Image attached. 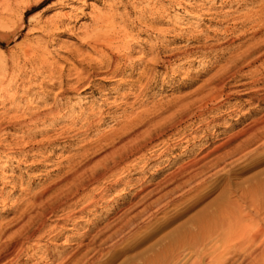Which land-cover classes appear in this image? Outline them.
<instances>
[{"label":"rangeland","instance_id":"obj_1","mask_svg":"<svg viewBox=\"0 0 264 264\" xmlns=\"http://www.w3.org/2000/svg\"><path fill=\"white\" fill-rule=\"evenodd\" d=\"M262 4L0 0V246L39 230L14 264H262ZM221 213L259 239L210 261Z\"/></svg>","mask_w":264,"mask_h":264},{"label":"bare ground","instance_id":"obj_2","mask_svg":"<svg viewBox=\"0 0 264 264\" xmlns=\"http://www.w3.org/2000/svg\"><path fill=\"white\" fill-rule=\"evenodd\" d=\"M262 5L259 7V11H257V12H254V13H251L250 15H248L247 14V16H244L243 18L245 19V21H247L248 23H249V25H252L253 27H259L260 25H262L263 27H264V0H262ZM262 28V27H261ZM99 35V34H98ZM102 37V36H101ZM93 38V37H92ZM94 40V39H93ZM97 41V40H96ZM96 41H92L93 43H95L94 45H93V48L94 49H97L98 48V46L99 47H101L102 46V44H103V42H101V43H96ZM109 41V40H108ZM107 40L105 41V42H108ZM98 42H99V40H98ZM109 43H110V46H113V45H111V43L112 42H110L109 41ZM108 43V44H109ZM107 44V43H106ZM109 45H107V47H105V45H104V47L105 48H107V49H109V47H108ZM260 48L262 49V54H261V56L260 57H262V56H264V42L262 43V44H260ZM256 49V48H255ZM254 49V50H255ZM109 50H111V49H109ZM251 51V50H250ZM250 51H246V53L248 52V53H250ZM113 54V53H112ZM250 55V54H249ZM256 59V58H255ZM115 61H116V56L113 54L112 56H110L109 58H108V60L106 59L105 61H103L102 60V62H100V64H102V65H107L108 67L110 66V64L111 65H114V63H115ZM252 63H255L254 61L253 62H250L249 64H252ZM235 66L232 68V71H234L235 72V74H237L239 71H240V67H239V65H238V63H236L235 62ZM116 65V64H115ZM145 68H146V66H144ZM144 71V70H143ZM143 73H145V72H142V75H143ZM257 123H255V125H256ZM253 126H254V123H253ZM173 128V127H172ZM170 130V129H169ZM114 132V131H113ZM164 132H165V128H160V127H157V126H154L153 128H152V130L150 131V134H149V138H150V140H152V141H154V140H159V139H161L163 136H164ZM168 133V132H167ZM264 134V133H263ZM262 134V135H263ZM110 136V135H109ZM263 137V136H262ZM261 138V137H260ZM259 138V139H260ZM263 139V138H262ZM262 139H260V140H262ZM142 147H144V145L143 144H139V145H137V146H135V148H131V151L133 150H135L136 151V149H142ZM218 149H219V147H218ZM127 153V152H126ZM126 153H124V151H123V153H119V154H116V156H114L113 157V159H112V162H113V165H114V168L115 167H117L123 160H124V158L126 157ZM133 154V153H132ZM208 155H210V154H208ZM207 155V156H208ZM111 165V164H110ZM108 166V165H107ZM112 167V166H111ZM105 171V170H104ZM107 171H108V169H107ZM79 173V172H78ZM103 173V172H102ZM102 173L101 174H99L98 176L100 177L101 175H102ZM105 173V172H104ZM85 176H87V172L86 173H83V174H81V176H80V174H79V178L77 179V182H79V185L77 184V183H75L74 184V186L73 187H71L70 189H69V191H68V193L66 194V195H64L65 197V200H68V199H70L72 196H75L77 193H79V191H80V189H82L83 187H85L86 185V182L87 181H85L86 180V178H85ZM105 175L103 174V177H104ZM93 177V176H92ZM100 179V178H99ZM94 180V179H93ZM88 183V182H87ZM58 197V196H57ZM51 200V199H50ZM52 202V201H51ZM55 202V201H54ZM44 206V205H43ZM45 208V207H44ZM54 209V208H53ZM54 211V210H53ZM224 212H226V211H224ZM227 212H229V211H227ZM234 212V211H233ZM223 213V212H222ZM221 213V214H222ZM248 213V212H247ZM250 213V212H249ZM41 214V213H40ZM219 215L218 216V218H217V220L218 221H216V223L214 224L216 227H215V229L214 230H212L211 228H212V224L210 223V222H206L204 225H202L201 227H200V229H201V232H199V233H201L203 236V242H208V243H210V244H214L209 250H203V253H202V255L205 257H208V256H212V255H214L217 251H218V249H216L218 246V248L220 249V246L221 247H223V246H228V247H230L232 244H234V247H239V240H243V241H245V245L247 244L246 242H248L250 245H254L256 242H257V240L259 239L257 236H251L250 235V237H247V236H245V233L243 234L242 232H244V231H242L241 232V234H240V229L243 227L242 225H243V223H242V225L240 224V222H242V221H240L239 222V224L241 225H239L238 224V218L239 217H237V215L235 214V215H233L232 213H230V214H232V215H230L229 213H228V215H227V213L226 214H222V215ZM245 217H246V215H244ZM243 217V216H242ZM249 217H247V219H248ZM250 218H251V220H252V216H250ZM241 219V218H240ZM243 219V218H242ZM29 220V219H28ZM27 220V221H28ZM32 220V219H31ZM35 221V220H34ZM244 221H246V218L244 219ZM248 221L249 220H247V224H248ZM32 223H33V220L31 221V222H27L25 225H23L21 228H20V230H19V232L16 234V235H14L12 238L10 237V238H8V239H6L5 240V242L0 246V263H2V262H4L5 264H14L15 262H17V261H19V256H17L18 255V253H21V252H19V251H21V249L20 248H22V245H23V242H30V241H32V239L35 237V235H36V233H37V231H39L38 229H36L33 225H32ZM35 223V222H34ZM212 223H213V221H212ZM218 223V224H217ZM250 223H251V221H250ZM249 223V224H250ZM43 224V223H42ZM210 224H211V230L213 231H211V233H209L210 231H208V233H206V230H207V228H209L210 227ZM251 225V224H250ZM249 225V226H250ZM248 226V227H249ZM247 227V226H246ZM199 229V230H200ZM242 229H244V228H242ZM245 229H247V228H245ZM249 229V228H248ZM254 229V228H253ZM261 229V228H260ZM252 230V229H251ZM262 231H263V227H262V229H261ZM198 231V230H197ZM249 231V230H248ZM257 231V230H256ZM195 233V232H194ZM198 233V234H199ZM249 233V232H248ZM253 234V233H252ZM257 234V233H256ZM196 235V234H195ZM247 235H249V234H247ZM264 235V234H263ZM199 237H200V235H199ZM213 237H214V239H213ZM193 238V237H192ZM197 238V237H196ZM195 238V239H196ZM194 239V240H195ZM196 240H198V238L196 239ZM238 242V243H237ZM242 242V241H241ZM262 242V241H261ZM187 243V242H186ZM231 243V245H229ZM238 244V245H237ZM264 244V243H263ZM203 245V244H202ZM243 245V244H242ZM261 245V244H260ZM215 246H217L216 248H215ZM233 247V248H234ZM243 247H244V245H243ZM259 247V246H258ZM232 248V249H233ZM240 248V247H239ZM248 248V247H247ZM238 249V248H237ZM246 249V248H245ZM233 250H236L235 248L233 249ZM247 250V249H246ZM209 251H210V253H209ZM250 251V250H249ZM236 252V251H235ZM209 253V254H208ZM263 253H264V249H263V251L262 252H260L259 254H257L255 257V259H261L262 258V255H263ZM16 255V256H15ZM254 255V254H253ZM252 256V255H251ZM250 256V257H251ZM264 256V255H263ZM203 258V257H202ZM201 258V259H202ZM210 258L211 257H208V259L210 260ZM214 258V257H213ZM252 258H254L253 256H252ZM200 259V258H199ZM198 259V260H199ZM200 259V260H201ZM251 259V258H250ZM72 259L70 258V259H67V261H65L63 264H68V263H70V261H71ZM197 260V259H196ZM199 260V261H200ZM212 260V259H211ZM210 260V261H211ZM214 260V259H213ZM212 260V261H213ZM252 260V259H251ZM262 260V259H261ZM13 261H15V262H13ZM198 261V262H199ZM202 261H206L205 259L203 260L202 259ZM260 261V260H259ZM197 261H196V264L198 263ZM258 262V261H257ZM200 263V262H199ZM248 263H250V262H248ZM235 264V263H234ZM243 264V263H242ZM256 264V263H255ZM262 264H264V261L262 262Z\"/></svg>","mask_w":264,"mask_h":264}]
</instances>
